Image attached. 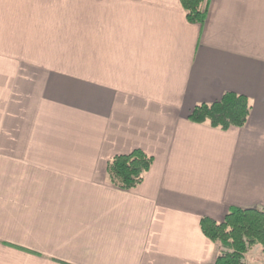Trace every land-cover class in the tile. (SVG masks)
Returning <instances> with one entry per match:
<instances>
[{"label": "crops", "instance_id": "crops-1", "mask_svg": "<svg viewBox=\"0 0 264 264\" xmlns=\"http://www.w3.org/2000/svg\"><path fill=\"white\" fill-rule=\"evenodd\" d=\"M205 3L0 0V264H214L200 220L264 208V0ZM225 93L243 127L188 120ZM134 150L153 163L120 190Z\"/></svg>", "mask_w": 264, "mask_h": 264}, {"label": "trees", "instance_id": "trees-1", "mask_svg": "<svg viewBox=\"0 0 264 264\" xmlns=\"http://www.w3.org/2000/svg\"><path fill=\"white\" fill-rule=\"evenodd\" d=\"M187 22L202 25L206 18L205 0H180ZM249 100L241 95L225 93L212 104L197 105L188 120L226 131L243 127L250 112ZM152 157L141 150L116 155L107 164L109 182L120 190L138 187L151 168ZM203 235L217 245L219 255L214 264H246L255 249L264 256V208H231L224 220L217 223L208 218L200 220Z\"/></svg>", "mask_w": 264, "mask_h": 264}]
</instances>
